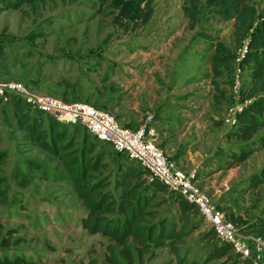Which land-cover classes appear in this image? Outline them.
Returning <instances> with one entry per match:
<instances>
[{
    "label": "rangeland",
    "instance_id": "1",
    "mask_svg": "<svg viewBox=\"0 0 264 264\" xmlns=\"http://www.w3.org/2000/svg\"><path fill=\"white\" fill-rule=\"evenodd\" d=\"M231 1L145 0L137 9L141 17L132 20L128 15L134 11L133 0L103 5L98 0H49L39 14L30 5L16 10L0 0V40L5 41L12 79L23 75L36 90L56 96L70 89L73 100L109 107L129 126L131 119L142 124L153 114L157 119L149 122L162 148L159 126L153 123L172 116L163 121L166 153L184 170H197L199 186L227 215L251 221L264 216V183L252 184L264 169V129L243 142L229 138L233 128L225 123L231 111L245 103L250 69L246 66L242 72L239 94L231 90L234 71L224 70L218 77L212 72L218 43L225 48L222 53L236 59L247 45V37L237 43L236 17L223 14ZM239 1L256 8L258 22L264 0ZM237 64L234 60V69ZM67 127L70 134L76 129ZM91 138L107 152L106 173H114L119 157L110 145ZM84 139L85 131L77 133L79 144ZM244 148L256 151L242 163L227 155ZM188 153L195 156L193 161ZM65 160L20 128L11 104L0 103V228L3 233L15 231L12 245L0 248V255H22L40 264H178L169 245L144 250L134 238L122 245L89 233L82 224L88 208ZM149 196L152 209L171 216L175 206L169 195L154 190ZM199 220L203 229L176 244L195 264H219L206 260L213 243L204 235L206 222ZM262 259L259 264H264V255Z\"/></svg>",
    "mask_w": 264,
    "mask_h": 264
},
{
    "label": "trees",
    "instance_id": "2",
    "mask_svg": "<svg viewBox=\"0 0 264 264\" xmlns=\"http://www.w3.org/2000/svg\"><path fill=\"white\" fill-rule=\"evenodd\" d=\"M52 1L56 2L57 0ZM62 1L75 2L77 0ZM98 1L99 4L103 5L109 0ZM144 1L133 0L134 11L130 12L128 17L130 16L132 20L140 18L137 9ZM1 2L6 7L16 10L27 4L31 6L33 12L39 14L49 0H1ZM209 2L224 4L225 0H209ZM231 2L232 7L225 9L223 14L227 17H236L237 43H240L241 37H247L248 52L243 63L250 69L251 84L245 99L251 100V103L239 112V123L236 128L229 131L228 136L249 142L261 129H264V95H256L258 92H264V10L256 22L257 10L254 6L241 5L239 0ZM25 12L26 14L29 13V11ZM1 41L5 42L0 40V61L7 64L4 43ZM224 49V46L218 43L215 53L212 55V72L216 77L221 76L224 70L229 74L234 71L235 57L232 54L222 53ZM63 90L60 97L68 101H78L72 99L69 91H67L70 89ZM84 102L90 103L89 101ZM8 104L14 107L17 124L21 129L28 132L34 141L46 150L56 152L60 156L65 155L64 163L71 166L70 171L73 173L75 188L88 208V213L83 217L82 224L89 233H100L122 245H126L131 238H134L144 250L169 245L170 250L176 254L175 260L178 264H195L194 261L187 259L176 243L184 241V238L191 232L203 229L204 223L199 219H204L197 204L170 190L159 180L147 179V177H151V174L146 169L141 168L136 161L129 157L116 152L110 143L93 136L83 124L61 123L51 115L33 113L27 108L24 99L15 95L12 96ZM93 105L111 111L109 107ZM46 119L49 120L48 123ZM68 125L76 126L75 131L71 134L67 129ZM124 125L131 127L129 124ZM131 128L136 129L135 127ZM82 131H85V139L79 144L77 133ZM91 137L105 143V145H110L119 157L114 173H106V169L109 167L108 164L104 163L107 152L99 150L98 142ZM260 141L261 145L264 146V134L261 135ZM255 151V148H244L238 153L231 151L227 155L234 162L242 163L250 158ZM263 183L264 169L260 175H255V179L252 180L253 187ZM117 190H121L120 194L116 193ZM154 190L169 195L171 203L175 206L174 211L169 213L171 216H164L159 209H152L154 205L149 192ZM227 217L239 226L244 235H256L264 240V216L251 221H245L242 216L234 213H230ZM151 218L155 221H150ZM204 233L205 237L213 243L206 260H217L220 262L219 264H230L237 258L234 261L235 264H254L252 259H242L238 254H235L230 244L220 243L212 227H209ZM14 234V230H7L3 233V229L0 228V248L5 250L10 247ZM0 264L40 263L22 255L13 257L0 255Z\"/></svg>",
    "mask_w": 264,
    "mask_h": 264
},
{
    "label": "built area",
    "instance_id": "3",
    "mask_svg": "<svg viewBox=\"0 0 264 264\" xmlns=\"http://www.w3.org/2000/svg\"><path fill=\"white\" fill-rule=\"evenodd\" d=\"M247 52L248 44L241 50L240 56L235 58L238 64L232 75L231 88L235 94L240 93L241 75L246 68L243 61ZM13 95L24 99L27 108L33 113L51 115L61 123L83 124L93 136L110 143L116 152L136 161L151 174V178L159 180L170 190L197 204L204 221L208 227L214 229L220 243L230 244L235 254L242 259H252L254 264L263 260L264 240L259 236L253 239L245 236L239 226L227 217L219 203L199 186L197 170H184L171 159L158 142L157 132L149 122L151 117L134 129L125 126L110 110L98 108L88 102L68 101L60 96L38 91L22 80L0 79V103H10ZM249 103L251 100L245 99L241 107L231 111L225 123L233 129L236 128L239 112Z\"/></svg>",
    "mask_w": 264,
    "mask_h": 264
},
{
    "label": "crops",
    "instance_id": "4",
    "mask_svg": "<svg viewBox=\"0 0 264 264\" xmlns=\"http://www.w3.org/2000/svg\"><path fill=\"white\" fill-rule=\"evenodd\" d=\"M10 70L8 69V67H7V64L5 63H3L2 61H0V79L1 80H8V79H12L13 77H15V75L13 74V73H11V71L9 72ZM20 80H22V81H24L25 82V80H24V76L22 75L21 76V78H20ZM148 117H151V120L153 121V119H157V117L155 118L154 117V115L153 114H149L148 116H147V119H148ZM161 118H164V117H160L159 119H161ZM167 119H172V116H169V117H166V118H164V120L167 122ZM163 120V121H164ZM123 121H125V117H121V122H123ZM142 121V120H141ZM163 121H159V122H161V123H153V125H155V126H159V133H160V141L161 142H164V148H165V150H168L169 151V143H166L165 142V140H166V137L168 136V134H167V132L165 131V129H164V122ZM216 121V120H215ZM129 123H132L131 125V127H135V128H138L139 126H140V122H138L137 123V121H135V119H131L130 121H129ZM214 123H216V122H214ZM181 154V153H180ZM182 154H184V152H182ZM189 155H191L190 156V159L193 161L194 159H195V156L194 155H192V154H189L188 153V156ZM182 158H185V155H183L182 157H181V161H182ZM180 161V160H179ZM182 163V162H181Z\"/></svg>",
    "mask_w": 264,
    "mask_h": 264
}]
</instances>
